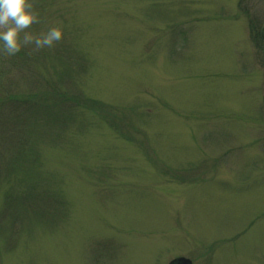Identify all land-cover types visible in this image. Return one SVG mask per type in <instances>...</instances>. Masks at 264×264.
Returning <instances> with one entry per match:
<instances>
[{
  "label": "rangeland",
  "instance_id": "obj_1",
  "mask_svg": "<svg viewBox=\"0 0 264 264\" xmlns=\"http://www.w3.org/2000/svg\"><path fill=\"white\" fill-rule=\"evenodd\" d=\"M32 10L63 36L0 53V264H264V0Z\"/></svg>",
  "mask_w": 264,
  "mask_h": 264
},
{
  "label": "clouds",
  "instance_id": "obj_2",
  "mask_svg": "<svg viewBox=\"0 0 264 264\" xmlns=\"http://www.w3.org/2000/svg\"><path fill=\"white\" fill-rule=\"evenodd\" d=\"M33 4L34 0H0V53L15 57L26 48L38 52L62 39L60 26L49 27L40 34L30 31L38 22Z\"/></svg>",
  "mask_w": 264,
  "mask_h": 264
},
{
  "label": "trees",
  "instance_id": "obj_3",
  "mask_svg": "<svg viewBox=\"0 0 264 264\" xmlns=\"http://www.w3.org/2000/svg\"><path fill=\"white\" fill-rule=\"evenodd\" d=\"M254 32H255V31H254V30L252 29V27H251V35L253 36V37H252V38H253V41L256 42L257 34L254 35ZM258 35H259V34H258ZM86 100L88 101V98H86ZM7 117H9L10 119H13V118H15V117H17V116H16V114H14V115H13V114H10V115H8ZM19 120H20V119H19ZM19 120H18V121H19ZM4 122H8V120L5 119ZM12 122L15 123L14 121H12ZM8 123H9V122H8ZM18 124H22V122H21V123L19 122ZM12 127H14V126H12ZM10 128H11V127H10ZM1 129H2V128H1ZM11 129H12V128H11ZM22 140H23V138H22V137H19L18 142L21 143ZM16 146H17V145H16ZM12 147L16 150V153H17V154H16V159H17V161H19V160L21 159V155L18 156V154H21V152H20V151H21V148H19V147L17 146V149H16V148L14 147V145H13ZM11 149H12V148H11ZM37 197L40 198L39 196H36V198H37Z\"/></svg>",
  "mask_w": 264,
  "mask_h": 264
},
{
  "label": "water",
  "instance_id": "obj_4",
  "mask_svg": "<svg viewBox=\"0 0 264 264\" xmlns=\"http://www.w3.org/2000/svg\"><path fill=\"white\" fill-rule=\"evenodd\" d=\"M169 264H191V261L186 258H176L172 260Z\"/></svg>",
  "mask_w": 264,
  "mask_h": 264
}]
</instances>
